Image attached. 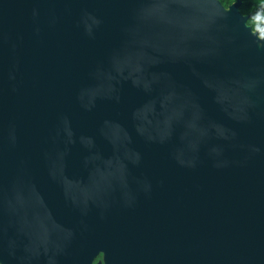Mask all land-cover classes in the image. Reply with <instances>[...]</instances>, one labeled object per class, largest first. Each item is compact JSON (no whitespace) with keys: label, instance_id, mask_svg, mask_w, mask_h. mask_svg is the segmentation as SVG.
<instances>
[{"label":"water","instance_id":"95a60500","mask_svg":"<svg viewBox=\"0 0 264 264\" xmlns=\"http://www.w3.org/2000/svg\"><path fill=\"white\" fill-rule=\"evenodd\" d=\"M239 6L0 0V264H264Z\"/></svg>","mask_w":264,"mask_h":264},{"label":"trees","instance_id":"16d2710c","mask_svg":"<svg viewBox=\"0 0 264 264\" xmlns=\"http://www.w3.org/2000/svg\"><path fill=\"white\" fill-rule=\"evenodd\" d=\"M235 0H218L223 6L232 4ZM240 13L248 15V26L253 28L256 22L264 23V0H240Z\"/></svg>","mask_w":264,"mask_h":264},{"label":"rangeland","instance_id":"374dc122","mask_svg":"<svg viewBox=\"0 0 264 264\" xmlns=\"http://www.w3.org/2000/svg\"><path fill=\"white\" fill-rule=\"evenodd\" d=\"M218 1V0H217ZM237 1H240V0H235L232 4L228 5V6H223L220 2L219 4L222 6V8L224 10H229V8L233 5V4H236ZM241 3V1H240ZM239 13H240V8H239ZM241 14V13H240ZM242 15V14H241ZM244 18H246V25L248 26L247 24V21L249 20V17L248 15H242ZM250 28V30L252 31L253 34L257 35V37L259 38L260 42H259V47L262 48L263 44H264V23H259V22H256L253 26V28L251 26H248ZM99 258L93 262L92 264H101L100 262V259L104 262L105 264V258H106V254L105 253H100L98 254Z\"/></svg>","mask_w":264,"mask_h":264},{"label":"flooded vegetation","instance_id":"af4514ba","mask_svg":"<svg viewBox=\"0 0 264 264\" xmlns=\"http://www.w3.org/2000/svg\"><path fill=\"white\" fill-rule=\"evenodd\" d=\"M240 6H241V3H240ZM240 6H239V8H240ZM98 258H99V256H97V257L93 260V262H95ZM100 261H101V262H100L101 264H104V262H103L101 259H100ZM93 262H92V263H93Z\"/></svg>","mask_w":264,"mask_h":264}]
</instances>
